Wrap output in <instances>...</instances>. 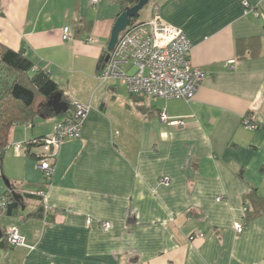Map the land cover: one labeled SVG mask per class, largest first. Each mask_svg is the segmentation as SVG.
Instances as JSON below:
<instances>
[{"label":"crops","instance_id":"1","mask_svg":"<svg viewBox=\"0 0 264 264\" xmlns=\"http://www.w3.org/2000/svg\"><path fill=\"white\" fill-rule=\"evenodd\" d=\"M247 1L154 0L141 10L139 20H149L158 5L161 19L189 37L205 77L188 102L133 95L121 78L97 76L116 0H0V42L89 107L48 185L26 144L59 117L11 128L1 171L24 203L0 216V227H16L26 245L0 244L9 248L0 264H264V215L236 230L244 196L252 188L264 196V0ZM162 110L186 125L162 121ZM248 114L255 128L244 123ZM31 152L41 156V146ZM7 189L0 180V195ZM195 232L204 235L190 239Z\"/></svg>","mask_w":264,"mask_h":264},{"label":"built area","instance_id":"2","mask_svg":"<svg viewBox=\"0 0 264 264\" xmlns=\"http://www.w3.org/2000/svg\"><path fill=\"white\" fill-rule=\"evenodd\" d=\"M241 2L249 8L247 0ZM64 39H72L68 26L64 28ZM86 41L93 42L95 39L87 36ZM191 54L192 43L187 34L181 28L162 20L159 6L155 5L149 20L131 21L120 34L108 61L98 70L97 76L103 80L121 78L133 95L163 99L182 98L190 102L205 77V72L192 63ZM68 102L67 114L59 118L52 132L41 140L42 155L38 160V168L45 171L48 177L54 172V162L62 143L81 137L83 122L89 110L87 105L76 99ZM160 119L173 125H186L183 118L174 119L165 110L161 111ZM25 123L32 125L30 121ZM244 123L251 128L256 127L250 114L245 117ZM16 147L22 148L23 143H17ZM39 194L44 196L45 191L41 190ZM9 202L7 195H0V216L7 215ZM91 221L90 219L89 223ZM101 226L108 229L111 223L103 221ZM236 230L238 233L242 232L243 224H236ZM203 235L195 232L190 239ZM4 236L7 245H26L25 237L14 226L7 227Z\"/></svg>","mask_w":264,"mask_h":264},{"label":"trees","instance_id":"3","mask_svg":"<svg viewBox=\"0 0 264 264\" xmlns=\"http://www.w3.org/2000/svg\"><path fill=\"white\" fill-rule=\"evenodd\" d=\"M116 1L121 6L120 15L126 8L137 4L139 0ZM139 17L140 13L131 21L134 22ZM106 54L107 51L101 56L98 62V70L104 65ZM59 91L63 92L48 70L39 68L23 51L15 50L0 42V169H2L4 156L9 146L11 128L19 122L34 120L41 114L54 115L49 106V99ZM66 99L67 101L70 100L67 97ZM65 114L67 112L57 116L61 118ZM43 138L28 141L26 144L27 153L37 161L41 156L32 153L31 148L40 147ZM2 176L5 175L2 173ZM50 177L47 176V185L50 183ZM10 183L11 187H8L4 193L10 201L7 214H11L14 208L24 203V200L14 198L18 183L12 180H10ZM39 197L41 198L40 207L43 209V196L40 195ZM244 197L246 203L244 209L245 221L242 224L245 227L248 221L264 215V196L256 188H252ZM131 221L132 218H128V223ZM4 243L7 245L5 240Z\"/></svg>","mask_w":264,"mask_h":264},{"label":"water","instance_id":"4","mask_svg":"<svg viewBox=\"0 0 264 264\" xmlns=\"http://www.w3.org/2000/svg\"><path fill=\"white\" fill-rule=\"evenodd\" d=\"M150 2V0H139L137 4L126 8L116 19L114 26L112 28L111 36L107 45V54L105 56V62L108 61L110 57V52L115 48L116 43L118 42L120 34L126 30L132 18L136 17L140 11ZM49 106L51 107L52 113L54 115H60L69 110V102L66 99V96L63 92L59 91L53 94L49 99ZM52 116V115H50ZM8 187H11L10 180L5 176H2ZM14 198L16 200H21L22 195L14 193ZM4 233L0 227V244L4 246V240L2 239Z\"/></svg>","mask_w":264,"mask_h":264},{"label":"rangeland","instance_id":"5","mask_svg":"<svg viewBox=\"0 0 264 264\" xmlns=\"http://www.w3.org/2000/svg\"><path fill=\"white\" fill-rule=\"evenodd\" d=\"M154 0H151V2L147 5V6H150L151 5V3L153 2ZM147 6H146V8H143L144 10L142 11V15H145L146 14V9H147ZM141 12V11H140ZM141 14H140V16H141ZM42 119V117H40V116H38L37 118H36V120H39V119ZM0 180H1V183H2V185H3V187H5L6 186V184H5V180L3 179V177L2 176H0ZM1 193V192H0ZM0 250H9V248H0Z\"/></svg>","mask_w":264,"mask_h":264}]
</instances>
